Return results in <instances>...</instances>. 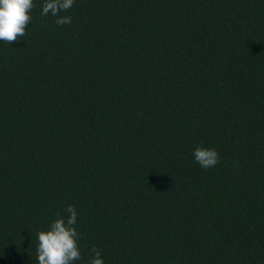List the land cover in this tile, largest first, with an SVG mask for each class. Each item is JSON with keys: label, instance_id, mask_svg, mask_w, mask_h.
I'll return each mask as SVG.
<instances>
[{"label": "trees", "instance_id": "1", "mask_svg": "<svg viewBox=\"0 0 264 264\" xmlns=\"http://www.w3.org/2000/svg\"><path fill=\"white\" fill-rule=\"evenodd\" d=\"M44 2L0 41V264L68 205L74 264H264V0Z\"/></svg>", "mask_w": 264, "mask_h": 264}, {"label": "clouds", "instance_id": "2", "mask_svg": "<svg viewBox=\"0 0 264 264\" xmlns=\"http://www.w3.org/2000/svg\"><path fill=\"white\" fill-rule=\"evenodd\" d=\"M75 0H45L42 5V16L51 14L57 17V25L71 23V16H61L74 5ZM33 0H0V41L8 44L17 42L26 35V27L32 20ZM195 161L204 169L219 163V153L214 148L197 147L194 152ZM67 217L57 214L50 223L48 230L37 234L38 264H74L82 258L79 247L80 233L75 225L77 211L75 206L68 205L65 209ZM90 264H104L101 252L93 247Z\"/></svg>", "mask_w": 264, "mask_h": 264}]
</instances>
